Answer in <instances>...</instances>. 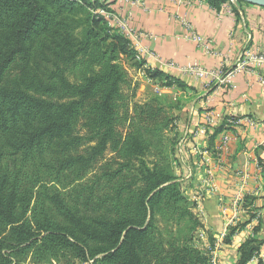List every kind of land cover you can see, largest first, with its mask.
Segmentation results:
<instances>
[{"label": "trees", "instance_id": "16d2710c", "mask_svg": "<svg viewBox=\"0 0 264 264\" xmlns=\"http://www.w3.org/2000/svg\"><path fill=\"white\" fill-rule=\"evenodd\" d=\"M223 2L207 0L215 9ZM110 4L0 0V264H210L214 241L200 240L196 202L176 175L184 100L134 102L122 62L161 88L194 89L137 59L99 13ZM224 125L212 128L211 144ZM73 174V199L43 183ZM261 246L248 238L237 264Z\"/></svg>", "mask_w": 264, "mask_h": 264}, {"label": "crops", "instance_id": "0c3cea01", "mask_svg": "<svg viewBox=\"0 0 264 264\" xmlns=\"http://www.w3.org/2000/svg\"><path fill=\"white\" fill-rule=\"evenodd\" d=\"M136 1L113 0L110 9L145 36L150 68L172 72L194 89H166L145 81L160 95L184 100L178 111L176 175L190 186L187 195L196 202L204 239L214 241L216 264H237L239 246L253 236L262 246L251 264H264V65L240 62L245 51L264 55V9L233 5L235 13L229 2L215 9L207 0ZM170 62L196 67L203 75L195 78L171 69L166 66ZM207 119L213 120L209 128ZM222 123L224 130L211 144L212 128ZM201 128L207 131L203 136L197 134ZM224 138L229 140L219 150ZM237 224L242 227L223 244L228 229Z\"/></svg>", "mask_w": 264, "mask_h": 264}, {"label": "built area", "instance_id": "2783aa9c", "mask_svg": "<svg viewBox=\"0 0 264 264\" xmlns=\"http://www.w3.org/2000/svg\"><path fill=\"white\" fill-rule=\"evenodd\" d=\"M148 0H137L136 3H142ZM230 1V0H229ZM231 3V1H230ZM232 4V3H231ZM233 5V4H232ZM99 13L101 15H103L107 20H110V24H113L112 26L116 29H118L131 43L132 48L136 51L137 54V59L138 60H146L147 58L151 57L150 52L145 48V46L143 45V39L145 38V36L136 31L135 29L131 28L127 21L125 20H120L118 19L116 16H112L110 17V15L105 12L104 10H100ZM194 40L198 43H202V40L200 38L195 37ZM242 60H240L241 64H252V65H264V55H253L250 52H244L242 55ZM166 66L170 67L171 69H175L178 70L182 73H186L189 74L195 78H199L201 77L202 71L199 70L196 67H186V68H180L177 65H175L174 63L170 62L168 63ZM233 72H229L226 75V82L233 76ZM213 125V120L212 119H207V123L205 126H207L209 128V126ZM206 128H201L198 130L197 134L198 135H205L206 133ZM228 138H224L223 143L221 145V147L219 148V150L223 149L224 145L226 144V142L228 141ZM230 223H234V219H230ZM257 256H254L247 264H251V262L257 260ZM210 264H216V258L214 255V251L210 250Z\"/></svg>", "mask_w": 264, "mask_h": 264}, {"label": "rangeland", "instance_id": "374dc122", "mask_svg": "<svg viewBox=\"0 0 264 264\" xmlns=\"http://www.w3.org/2000/svg\"><path fill=\"white\" fill-rule=\"evenodd\" d=\"M91 1H103V0H91ZM112 1L113 0H108V2H112ZM109 9H110V6H109ZM110 10H111V12H107L110 15V17L115 16L113 10L112 9H110ZM120 20H123V19H120ZM110 22L111 21L108 20L109 25L111 27H113L112 26L113 24H110ZM122 66L125 69V71L127 72L128 78L131 80L130 83L136 89L134 102L143 103L144 101L150 100L151 98H153V95H160L157 92L153 91L152 84L150 85L149 83L147 84L145 82L149 78L143 72H141V71L135 72L132 68H130L129 64L126 63L125 61L122 62ZM160 96H163V95H160ZM166 97L169 98V100L173 101V99L170 96H166ZM163 101H164V104L166 106H168L167 105L169 103L168 100L164 99ZM173 103H175V102H173ZM78 134L80 136H85V131L83 129L79 130ZM87 148H88L87 146H84L81 149H79L78 151H75L72 154V157L79 155V154H82V152ZM111 158H112V154L109 151H107L103 157V159H104L103 161L109 162L111 160ZM146 160L148 161L149 159H146ZM92 177L93 176L90 175L87 178H92ZM81 178H83V176ZM43 180H44L43 183L48 184L49 187H53V188H54V186L57 187L58 191L63 195V197H65L67 199L75 198V196L71 193L72 188L75 187L78 184L77 181H79V179L76 178L75 174H73V176H67L66 179H64V178L61 179V182L59 184H55L53 181L48 183V179L45 177H43ZM70 181H75V182L70 183ZM200 238H201L200 240L203 242V244H205L206 239H204L203 233L200 234ZM53 264H66V262L65 261H61L58 263L54 262Z\"/></svg>", "mask_w": 264, "mask_h": 264}, {"label": "water", "instance_id": "95a60500", "mask_svg": "<svg viewBox=\"0 0 264 264\" xmlns=\"http://www.w3.org/2000/svg\"><path fill=\"white\" fill-rule=\"evenodd\" d=\"M231 3L237 6V2H242L248 5H254L264 9V0H230Z\"/></svg>", "mask_w": 264, "mask_h": 264}]
</instances>
